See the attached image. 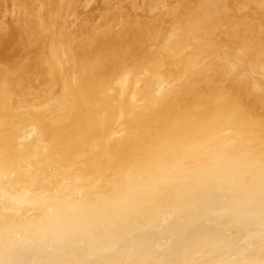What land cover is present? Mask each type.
<instances>
[{
  "label": "bare ground",
  "instance_id": "obj_1",
  "mask_svg": "<svg viewBox=\"0 0 264 264\" xmlns=\"http://www.w3.org/2000/svg\"><path fill=\"white\" fill-rule=\"evenodd\" d=\"M0 264H264V0H0Z\"/></svg>",
  "mask_w": 264,
  "mask_h": 264
}]
</instances>
